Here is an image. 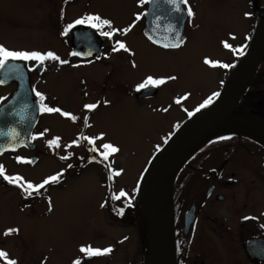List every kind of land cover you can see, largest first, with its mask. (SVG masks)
Returning a JSON list of instances; mask_svg holds the SVG:
<instances>
[{
  "label": "rangeland",
  "instance_id": "374dc122",
  "mask_svg": "<svg viewBox=\"0 0 264 264\" xmlns=\"http://www.w3.org/2000/svg\"><path fill=\"white\" fill-rule=\"evenodd\" d=\"M47 1L45 8L48 13L42 9L44 3L41 0H0V45L15 51L50 52L48 47L55 43L60 20L54 0ZM134 2L68 0L65 20L85 11L101 18L105 16L112 24L125 25L135 10ZM189 2L191 5L188 3L187 6L191 7L194 15L187 21L185 42L174 51H163L148 44L142 37L140 26L128 36L116 31L107 37L118 39L121 35L123 43L126 45L128 42L127 48L132 52L127 64L123 61L118 63V53H112L109 58L112 72L110 88L118 87L120 80L126 81L127 94L104 112L92 116L89 128L67 117L62 119L58 112H46L47 115L40 116L36 124L33 133L36 138L32 139L36 147L30 149L31 152L20 148L0 155L4 175L12 173L21 178L20 185L32 183L35 186L48 177L65 172L73 160L59 162L55 156L77 153L75 151L80 146L77 147L74 140L79 132L85 131L86 138L96 139L94 147L98 153L109 151L103 148L106 143L119 149L109 156L108 161L96 158L94 164L85 169L68 171L56 189L48 187L46 196L40 192V196L26 207L21 206L19 194V189L24 188H9L1 184L0 252L6 255L0 256V264H11L12 261L15 264H76L78 258L86 254L81 251L82 247L112 249L107 256L87 259L85 264H133L142 259L147 240L144 230L148 229V234L150 231L149 219L147 228L132 215L116 219L108 210V191L111 189L113 208L119 206L125 210L140 203V182L152 157L186 116L218 94L223 73L217 66L223 61L230 67L247 51L258 24L257 4L262 5L264 0ZM103 30L112 31L113 28ZM60 33L64 38L69 37L68 31ZM132 38L139 42L132 43ZM54 49L66 56L68 46L60 41ZM206 60L211 63H206ZM56 65L60 66L56 60L48 59L42 65L44 70L41 74L34 68L32 71L33 87L38 91L44 89V85L47 87L49 100L53 102L47 107L56 108L54 103H59L71 112L75 98L83 91L88 92L86 101L97 97L101 84L93 75L95 69L92 64L76 68L64 65L57 68ZM224 75L227 76L225 72ZM61 77L69 80L62 81ZM148 77L165 78V83L157 85L159 92L155 97L137 102L134 91ZM169 77L175 79H167ZM58 82L67 83L63 84L66 90L62 94L58 90ZM12 89L13 86L8 84L0 85V102ZM42 128L46 130L49 155L39 158L33 166L15 163L26 155L41 156L43 140L39 131ZM50 141L55 143L50 144ZM116 172L120 174L116 175ZM109 183L110 189L106 186ZM122 192L127 195L122 196ZM9 229L18 231L6 235Z\"/></svg>",
  "mask_w": 264,
  "mask_h": 264
},
{
  "label": "flooded vegetation",
  "instance_id": "af4514ba",
  "mask_svg": "<svg viewBox=\"0 0 264 264\" xmlns=\"http://www.w3.org/2000/svg\"><path fill=\"white\" fill-rule=\"evenodd\" d=\"M67 1L68 0H54L55 6H58L60 27L57 29L59 33L56 35L55 43L50 44L48 49L51 53H55V55L59 57V60H56V62L59 63L60 66L56 65L57 68H60L63 65L76 68L92 64L95 69L93 75L101 86L97 93V97L92 100H85L86 98H89L87 96L88 92L85 93V91H83L81 95L78 94V98H75L76 101H74V104L72 105L73 109L71 110L73 112L64 109L59 103L54 104H56V108L61 109L62 112H68L70 115L67 118L71 119L72 122L89 128L91 122H93L92 116L94 117L95 114L104 112L108 107H111L117 99L127 94L126 81L120 80L118 87H114V89L113 87L110 88L112 72L110 70L109 58L111 57V54L118 53L116 55L118 63L123 61L127 64L129 59H131L128 58V56H130L132 52L127 48L128 42L126 44L127 51L123 49L119 51L113 50L114 47L118 46L117 41L123 42L121 35L118 39H107L106 36L101 34V31H104L103 29L97 30L91 28L89 25H83L86 28L94 30L98 35V40H96V42H91L95 46L98 45V51L96 54L87 56L72 54L70 40L71 28L69 29L68 26H77L74 24L77 19L86 17L87 15H95V13L92 14L85 11L80 12L78 10L79 14H75L72 18L65 20V17L68 15L65 7ZM46 2L48 3L47 0H41V3H44L42 9L45 13H48L45 8ZM149 2L150 0H145L144 3H141V0H135V10L132 12V16L127 18L130 19L125 25L123 24L124 26H118L111 23V26H104V28L117 29L121 31L123 35L128 36L133 29L140 26L142 37L148 44H151L155 48L162 49L163 51H174L178 49L179 47L165 48L162 44L151 41L144 34L146 24L145 14ZM163 2L164 1H162V3ZM188 3L191 5L189 0L187 1V5ZM261 4L262 5L260 6L257 4L258 8L256 7L258 20L261 15L264 14V2ZM181 5L186 11L188 6L184 4ZM189 18L190 17L187 16L183 27V33L181 35L184 42L186 25ZM43 19L47 21L44 15ZM102 19L108 20L105 16L102 17ZM53 24L56 25L55 23ZM66 29L69 32L68 38H64L65 36L60 33V31ZM131 40L132 43L139 42V40L134 38ZM60 41L68 46L66 56L60 55L58 51H55L54 49ZM141 43L142 41L140 44ZM232 46L235 47L236 44H232ZM60 61H67V63H61ZM21 62L26 66L29 73L35 99L39 103V98L36 96V92H39L44 97L43 104L49 106V104L53 102L49 100L46 85H44V89L38 91L32 84V71L33 68L35 70V65L38 62ZM232 66L233 64L230 67H225L223 61L217 66V69L223 73V77L219 80L220 90L215 98L221 92L223 84L231 72ZM107 68H109V70ZM43 70L44 68L42 67L41 73ZM228 71L230 72L228 73ZM224 72L227 74L226 77ZM61 79H63L62 81L69 80L66 77H61ZM59 80L60 78L58 81ZM65 83L66 82H58L59 87L56 84L58 90H60V94L64 93L66 90L64 85L67 83ZM8 85L13 86V89L5 100H7L16 90V84L14 82L9 83ZM83 85L85 84L83 83ZM148 87H156L157 92L154 95L142 97L140 100L136 98L137 102L153 98L159 92L158 86L149 85ZM148 87L134 92L139 93ZM135 93L134 95H136ZM257 93L264 94V87H247L245 93L234 106L232 114L239 117L245 116V118L249 119L251 123L254 124V130L264 131V103L261 106H259L260 104H251V100L256 98L255 95ZM262 98L264 99V96ZM5 100L1 101L0 105ZM240 100L241 103L239 104ZM88 104H96L97 107L91 110L86 109L85 105ZM198 110L195 111L198 112ZM58 114L62 119L66 118L61 112H58ZM43 115H47L46 112L39 110L37 122L40 116ZM191 115L186 116L181 123ZM72 117H76V119L73 120ZM85 118H87V120ZM35 127L31 133V137H33ZM39 133L41 140H43V145L40 148L41 156L39 157L36 154L26 155L18 158L15 163H22L25 166H33L39 161V158L49 155L50 151L48 150V138L45 134L46 130H43L42 128ZM85 133V131L79 132L77 138L74 140L76 146H80V149L75 151L77 153H68L66 156H55L59 159V162H64L68 159L73 160L72 163L66 167L65 172L57 174V176H59L58 181L50 182L39 191L32 192L31 195L25 193L21 188L19 189L20 203L22 207L30 205L36 197L40 196V192L46 196L48 187L53 190L56 189L68 175V171L75 169L76 172H78L81 169H85L88 165L94 164L95 159H93V157L101 159V156L97 151H92V149L95 148L94 144L96 139L87 136V138L90 137L93 141V143H89V141L85 139ZM20 148H24L29 152L32 151L25 146ZM32 156H37V159L31 165L25 164L24 161ZM65 157L66 159H64ZM8 175L13 176V174L9 172ZM1 184L9 188L18 186L9 183L0 175V185ZM106 186L110 189L108 185ZM1 212L2 210L0 206V213ZM171 218L174 244L173 264H264V138L260 139L258 137H253L250 135V130L244 132L238 129H233L226 130L214 136L200 147L185 162L176 175L172 190ZM145 249L146 248L144 247V256L138 262L145 261ZM85 256H87V254H84L83 257H79L78 261ZM98 257L99 256H93L88 260ZM85 263L86 261L84 260L81 264Z\"/></svg>",
  "mask_w": 264,
  "mask_h": 264
},
{
  "label": "water",
  "instance_id": "95a60500",
  "mask_svg": "<svg viewBox=\"0 0 264 264\" xmlns=\"http://www.w3.org/2000/svg\"><path fill=\"white\" fill-rule=\"evenodd\" d=\"M145 17L144 34L151 41L163 45L176 43L177 33L181 37L187 13L179 0L173 3L150 0ZM97 36L94 30L83 25L72 27L71 53L81 56L96 54L98 45L91 42H96ZM263 53L264 15H261L247 52L226 78L218 98L186 119L151 159L140 183L142 205L148 210L150 223L145 242V261L133 264H173V184L181 167L200 147L214 136L233 129L250 130L253 137L264 138V131L254 130V124L249 119L232 114L234 106L249 86ZM9 64L16 65V71L12 73L8 67L0 69V79L5 81L1 85L14 82L16 90L0 105V154L16 151L22 146L29 149L36 147L30 137L39 115V103L33 95L26 66L21 61H9ZM35 70L40 73L42 65L38 63ZM261 79L264 81V76ZM156 91V87H148L136 93V98L153 95ZM36 159L37 156H32L25 163L30 165ZM90 258L85 256L79 262L81 264Z\"/></svg>",
  "mask_w": 264,
  "mask_h": 264
},
{
  "label": "snow or ice",
  "instance_id": "6c2138e0",
  "mask_svg": "<svg viewBox=\"0 0 264 264\" xmlns=\"http://www.w3.org/2000/svg\"><path fill=\"white\" fill-rule=\"evenodd\" d=\"M145 0H141V3H144ZM169 3H173L174 0H168ZM180 4L187 5V0H179ZM179 11V7L176 9ZM186 13L188 17H191L194 15L191 7H187ZM75 25H89L93 29L101 30L104 28V26H111V21L102 19L98 15H87L86 17L77 19L74 22ZM74 25H69L68 28H72ZM67 31V29L65 30ZM116 31H119L117 29H113L112 31H101V34L106 36V37H111L114 35ZM126 31V30H125ZM176 43H165L163 44V47L165 48H178L183 44V39L179 36L177 33L175 35ZM117 47H114V51H119L121 49L123 50H128L126 48V45L123 42L117 41ZM226 47L228 46L227 44L225 45ZM90 54V53H89ZM52 59V60H59V57H57L54 53L48 52V53H39V52H27V51H15V50H9L5 46L0 45V69H4L5 67H8L10 72L14 73L16 71V65L14 64H9V61H37L39 64L43 65L44 61ZM61 63H67V61H60ZM206 63H211V61L206 60ZM227 67V65H224ZM167 79H175V77H169ZM5 81L0 79V84H3ZM165 83V78H160V79H154L152 77H148L146 81L143 84L138 85L137 90L143 89L145 87H148L149 85L151 86H157ZM36 96L39 98V110L43 112H61V114L65 117H68L70 114L68 112H62L61 109L59 108H51L47 107L46 105L43 104L44 97L42 96L41 93L36 92ZM212 101L211 99L205 101L204 104L200 105L201 108L205 107L207 104H210ZM97 107L96 104H88L85 105L86 109H95ZM73 120L76 119V117H72ZM87 120V118H85ZM32 139H35L36 137H31ZM58 139V138H57ZM89 139V138H85ZM50 144L55 143V141H50ZM74 143H76L74 141ZM89 143H93L91 139H89ZM104 149H107L109 151H104L100 152L99 155L102 157L104 161H108L109 156L118 152L119 149L110 143H106L103 145ZM92 151H97L95 148L92 149ZM66 158V157H65ZM93 159H96V157H93ZM110 167V165H109ZM5 169L3 166H0V175H3V178L8 181L11 184H16L22 188H24V191L28 194H32V190L39 191L40 189L44 188L45 185H48L50 182H56L59 179V176H51L48 177L41 183L40 185H33L32 183H27V185H20V177L18 176H8L4 175ZM116 175H119V172L115 173ZM122 196H126V193H121ZM117 199L119 197H116ZM122 213V210H121ZM18 231V229H9L5 234L13 233ZM82 252H85L87 256L93 257V256H100V255H107L111 253L112 249L111 248H104V249H98V248H92V247H82L81 248ZM6 254L3 252H0V256H5ZM11 264H15V261H12ZM76 264H80L79 261L76 262Z\"/></svg>",
  "mask_w": 264,
  "mask_h": 264
},
{
  "label": "trees",
  "instance_id": "16d2710c",
  "mask_svg": "<svg viewBox=\"0 0 264 264\" xmlns=\"http://www.w3.org/2000/svg\"><path fill=\"white\" fill-rule=\"evenodd\" d=\"M238 62V61H237ZM236 64H234L232 67H231V70L234 68ZM230 71H228L229 73ZM264 76V53H263V56L261 58V61L259 63V66L251 80V82L249 83V88H263L264 87V81L261 80V77ZM264 96L263 93H257L255 95L256 98H254L253 100H251V104L252 103H255L259 106H261L263 103H264V99L262 98ZM241 103V100L239 102V104ZM108 186L110 187V183L108 184ZM140 189V188H139ZM108 195H107V202H109L108 204V210H109V213L111 215H113L116 219H119V218H126L127 216H130L132 215L134 218H137V220L139 221H142L144 224H145V228H147L146 226V222L148 223V220H147V216H148V210L146 207H144L142 205V198H141V195L139 194L140 196V203L139 204H135L133 205L132 207H126L125 210L123 209V207H119L117 206L116 208H113L112 205H111V190L108 191ZM121 210H122V213H121ZM136 210V211H135ZM134 211V212H132ZM129 214V215H128ZM145 233V236L148 238V229H145L144 230ZM146 239V238H145Z\"/></svg>",
  "mask_w": 264,
  "mask_h": 264
},
{
  "label": "bare ground",
  "instance_id": "6f19581e",
  "mask_svg": "<svg viewBox=\"0 0 264 264\" xmlns=\"http://www.w3.org/2000/svg\"><path fill=\"white\" fill-rule=\"evenodd\" d=\"M201 111V110H200ZM263 134V133H262Z\"/></svg>",
  "mask_w": 264,
  "mask_h": 264
}]
</instances>
